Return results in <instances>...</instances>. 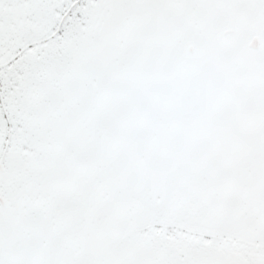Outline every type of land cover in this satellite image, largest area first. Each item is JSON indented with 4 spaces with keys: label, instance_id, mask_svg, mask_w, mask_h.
<instances>
[{
    "label": "snow or ice",
    "instance_id": "obj_1",
    "mask_svg": "<svg viewBox=\"0 0 264 264\" xmlns=\"http://www.w3.org/2000/svg\"><path fill=\"white\" fill-rule=\"evenodd\" d=\"M0 264H264V0H0Z\"/></svg>",
    "mask_w": 264,
    "mask_h": 264
}]
</instances>
